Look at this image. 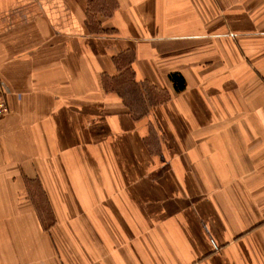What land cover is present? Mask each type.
<instances>
[{
  "label": "crops",
  "instance_id": "1",
  "mask_svg": "<svg viewBox=\"0 0 264 264\" xmlns=\"http://www.w3.org/2000/svg\"><path fill=\"white\" fill-rule=\"evenodd\" d=\"M0 78V264H264V0H0Z\"/></svg>",
  "mask_w": 264,
  "mask_h": 264
},
{
  "label": "built area",
  "instance_id": "2",
  "mask_svg": "<svg viewBox=\"0 0 264 264\" xmlns=\"http://www.w3.org/2000/svg\"><path fill=\"white\" fill-rule=\"evenodd\" d=\"M10 113V107L8 105L7 99L2 92L1 82H0V119L7 117Z\"/></svg>",
  "mask_w": 264,
  "mask_h": 264
},
{
  "label": "flooded vegetation",
  "instance_id": "3",
  "mask_svg": "<svg viewBox=\"0 0 264 264\" xmlns=\"http://www.w3.org/2000/svg\"><path fill=\"white\" fill-rule=\"evenodd\" d=\"M0 82H1V89H2V92H3V94L5 95L4 84H3V81L1 80V78H0Z\"/></svg>",
  "mask_w": 264,
  "mask_h": 264
},
{
  "label": "rangeland",
  "instance_id": "4",
  "mask_svg": "<svg viewBox=\"0 0 264 264\" xmlns=\"http://www.w3.org/2000/svg\"><path fill=\"white\" fill-rule=\"evenodd\" d=\"M108 4H110V2H109ZM13 168H14V167H13Z\"/></svg>",
  "mask_w": 264,
  "mask_h": 264
}]
</instances>
